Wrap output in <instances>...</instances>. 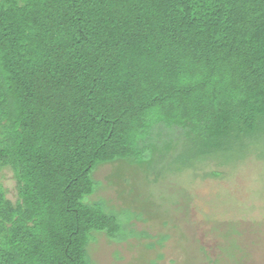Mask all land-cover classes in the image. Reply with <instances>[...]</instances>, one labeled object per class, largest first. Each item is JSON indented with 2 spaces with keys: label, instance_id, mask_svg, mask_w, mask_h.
<instances>
[{
  "label": "trees",
  "instance_id": "obj_1",
  "mask_svg": "<svg viewBox=\"0 0 264 264\" xmlns=\"http://www.w3.org/2000/svg\"><path fill=\"white\" fill-rule=\"evenodd\" d=\"M262 143L264 0H0V169L17 195L0 181V264H91L97 233L131 234L89 200L101 164L159 160L157 180Z\"/></svg>",
  "mask_w": 264,
  "mask_h": 264
},
{
  "label": "rangeland",
  "instance_id": "obj_2",
  "mask_svg": "<svg viewBox=\"0 0 264 264\" xmlns=\"http://www.w3.org/2000/svg\"><path fill=\"white\" fill-rule=\"evenodd\" d=\"M261 148L262 157L210 162L157 180L148 170L166 168L159 160L99 165L89 200L103 199L132 233L118 242L97 233L88 247L91 264H264V143ZM210 169L218 175L206 176ZM0 181L14 201L10 169H0Z\"/></svg>",
  "mask_w": 264,
  "mask_h": 264
}]
</instances>
